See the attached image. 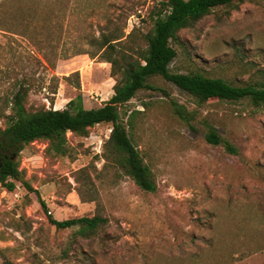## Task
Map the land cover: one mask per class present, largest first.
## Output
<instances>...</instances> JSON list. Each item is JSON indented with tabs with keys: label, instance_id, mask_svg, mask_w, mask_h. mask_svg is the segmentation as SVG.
Returning a JSON list of instances; mask_svg holds the SVG:
<instances>
[{
	"label": "rangeland",
	"instance_id": "1",
	"mask_svg": "<svg viewBox=\"0 0 264 264\" xmlns=\"http://www.w3.org/2000/svg\"><path fill=\"white\" fill-rule=\"evenodd\" d=\"M159 1L0 0V128L21 78L32 84L31 111L65 108L77 94L85 108L109 99L114 81L95 39L123 27L146 32ZM172 46L173 72L252 84L264 70V0L214 7ZM148 82L169 96L142 89L121 111L156 189L138 187L104 149L109 124L85 137L67 132L66 156L35 140L18 159L37 191L0 187V264H264V109L246 98L199 106L161 76ZM169 99L196 110L190 125ZM203 119L237 152L206 142ZM93 215L102 222L87 236L48 220Z\"/></svg>",
	"mask_w": 264,
	"mask_h": 264
},
{
	"label": "trees",
	"instance_id": "2",
	"mask_svg": "<svg viewBox=\"0 0 264 264\" xmlns=\"http://www.w3.org/2000/svg\"><path fill=\"white\" fill-rule=\"evenodd\" d=\"M244 1L247 0H160L148 13L151 27L146 32L134 28L124 33L123 27L120 33H101L95 41L101 61L110 64L109 74L114 83L112 95L98 107L85 108L81 94H77L66 103L65 108L49 107L31 111L26 108L25 102L32 84L26 78L16 80L7 96L10 111L3 114L5 126L0 128V187L13 191L17 181L27 190L37 191L25 179L19 167L18 156L25 145L43 140L50 155L66 156L70 154L67 132L85 137L90 127L109 124L110 132L104 149L138 187L154 191L156 184L152 172L132 143L121 111V106L142 89L162 90L169 96L167 91L148 82L153 76H161L184 90L199 106L209 99L236 101L246 98L264 109V70H260L259 77L252 84L233 85L219 77L207 76L200 70L173 72L169 69L176 56L172 41L180 30L194 26L214 7ZM71 74L78 78L77 71ZM76 86L80 87L79 81ZM169 104L173 113L190 125L196 110H188L173 99H169ZM202 123L206 128V142L221 145L229 153L237 152L212 124L204 119ZM41 204L44 206L43 201ZM48 220L57 229L79 226L76 232L82 236L91 234L102 222L98 215L63 220L48 216ZM3 264L14 263L4 259Z\"/></svg>",
	"mask_w": 264,
	"mask_h": 264
}]
</instances>
